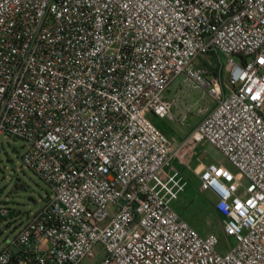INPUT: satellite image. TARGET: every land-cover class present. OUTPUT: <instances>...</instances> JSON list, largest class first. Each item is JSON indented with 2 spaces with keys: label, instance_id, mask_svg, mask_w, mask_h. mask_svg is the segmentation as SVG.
Segmentation results:
<instances>
[{
  "label": "built area",
  "instance_id": "1",
  "mask_svg": "<svg viewBox=\"0 0 264 264\" xmlns=\"http://www.w3.org/2000/svg\"><path fill=\"white\" fill-rule=\"evenodd\" d=\"M179 74L213 105L173 142ZM0 134L49 189L23 221L0 202V264H264V0H0ZM200 140L240 176L200 175L223 252L171 205Z\"/></svg>",
  "mask_w": 264,
  "mask_h": 264
},
{
  "label": "rangeland",
  "instance_id": "2",
  "mask_svg": "<svg viewBox=\"0 0 264 264\" xmlns=\"http://www.w3.org/2000/svg\"><path fill=\"white\" fill-rule=\"evenodd\" d=\"M213 62L224 63L220 55L219 60L212 58ZM223 74V73H222ZM224 77V74H223ZM190 88V86H188ZM191 93L198 99L202 109L206 102L210 101L200 88H192ZM211 102V101H210ZM189 107H186L187 112ZM202 112V111H201ZM195 115V114H193ZM192 115V116H193ZM173 118L169 116L167 119ZM171 120V119H170ZM193 117L180 123H169L166 119L153 118L168 135H172V141L178 142V133L185 134L192 127ZM24 149V142L19 138L8 137L0 134V202L7 208V218L17 214L20 220H24L29 212H37L42 209L45 199L49 196V189L31 170L27 169L20 160V154ZM210 162H220L233 171L240 178L237 171L212 145L200 140L178 159L175 164L188 181L183 192L177 199L171 202L173 209L199 234L213 233L218 237L217 251H225V238L221 231V218L213 208L214 198L207 190L198 189L200 175L204 166ZM18 222V220H17ZM0 233V241L3 237L10 240L14 234V222H9ZM101 254L96 250L94 256L87 257L80 264H94Z\"/></svg>",
  "mask_w": 264,
  "mask_h": 264
},
{
  "label": "crops",
  "instance_id": "3",
  "mask_svg": "<svg viewBox=\"0 0 264 264\" xmlns=\"http://www.w3.org/2000/svg\"><path fill=\"white\" fill-rule=\"evenodd\" d=\"M188 83L184 77V75L179 74L177 75L169 84L166 92H165V96L167 99H170L173 101L171 107H170V113L171 116L173 118L167 119L168 117L165 118H158V119H166L169 123H173V122H184L188 116L193 117V121H192V127L191 129L185 133V134H180L178 133V137L177 139L180 140L182 138H184L185 136H187L196 126V124L200 121V119L202 118V116L212 107L213 103L210 101L206 102V107H204V109H202V112H198L196 109V105L195 103L198 101V99L196 97H194L191 93L192 88L188 87ZM199 104V103H198ZM189 109H187L188 111L185 112L186 107H189ZM195 114V115H193ZM193 115V116H192ZM153 118L151 117V121L152 123L156 126L157 124L153 122ZM159 128V127H158ZM162 133L169 138L170 140H172L173 136L170 134L168 135V133L164 132L161 128H159ZM177 166V165H176Z\"/></svg>",
  "mask_w": 264,
  "mask_h": 264
},
{
  "label": "trees",
  "instance_id": "4",
  "mask_svg": "<svg viewBox=\"0 0 264 264\" xmlns=\"http://www.w3.org/2000/svg\"><path fill=\"white\" fill-rule=\"evenodd\" d=\"M217 213V212H216ZM218 214V213H217Z\"/></svg>",
  "mask_w": 264,
  "mask_h": 264
}]
</instances>
